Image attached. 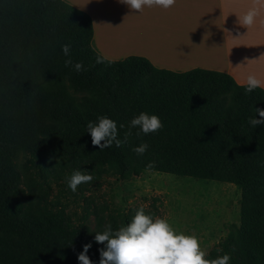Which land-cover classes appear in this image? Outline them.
<instances>
[{"label": "trees", "instance_id": "obj_1", "mask_svg": "<svg viewBox=\"0 0 264 264\" xmlns=\"http://www.w3.org/2000/svg\"><path fill=\"white\" fill-rule=\"evenodd\" d=\"M92 33L90 15L64 0H0V264H79L86 243L99 264L104 245L96 233L127 225L141 208L105 219L86 200L75 219L59 196L49 197L46 176L34 181L30 166L48 176L60 168L127 180L150 170L232 183L240 190L239 225L206 258L230 254V264H264V124L249 123L255 108L264 109V89L246 93L226 72L171 71L138 55L97 64ZM69 58L84 71L66 67ZM140 112L158 115L164 127L147 135L129 129ZM100 116L117 122L121 141L131 131L127 142L93 146L87 123ZM142 143L149 147L138 155L133 149ZM19 153L30 156L25 177ZM143 208L157 217V206Z\"/></svg>", "mask_w": 264, "mask_h": 264}, {"label": "crops", "instance_id": "obj_2", "mask_svg": "<svg viewBox=\"0 0 264 264\" xmlns=\"http://www.w3.org/2000/svg\"><path fill=\"white\" fill-rule=\"evenodd\" d=\"M64 1L90 15L91 46L108 59L138 55L171 71L201 67L238 84L250 74L264 80V0H176L142 12L120 0ZM252 7L259 15L248 28L240 18Z\"/></svg>", "mask_w": 264, "mask_h": 264}, {"label": "rangeland", "instance_id": "obj_3", "mask_svg": "<svg viewBox=\"0 0 264 264\" xmlns=\"http://www.w3.org/2000/svg\"><path fill=\"white\" fill-rule=\"evenodd\" d=\"M29 158L27 153H19L16 157L23 177L26 176L25 166ZM30 167L31 171L37 172L33 174L35 182L44 183L43 177L46 176L51 185L49 197L59 196L66 203L67 212L75 219L82 215L86 200L104 209L105 219L108 212H124L136 206H157V217L167 219L179 232L196 235L206 254L239 225L240 190L229 182L146 170L127 180L100 176L79 185L73 192L67 179L74 171L57 168L48 176L44 172L39 173L36 166ZM87 222L92 229L95 228L91 211Z\"/></svg>", "mask_w": 264, "mask_h": 264}, {"label": "clouds", "instance_id": "obj_4", "mask_svg": "<svg viewBox=\"0 0 264 264\" xmlns=\"http://www.w3.org/2000/svg\"><path fill=\"white\" fill-rule=\"evenodd\" d=\"M130 9L142 12L145 7H161L168 9L176 4V0H120ZM259 15L257 7L250 8L241 19L240 23L248 28L256 23ZM65 56H70L71 46H62ZM106 57L97 56L96 63H104ZM72 65L77 72L84 71L83 62H76L69 58L65 61V66ZM257 88H264V80L255 74H250L246 79L245 92L251 93ZM258 114L259 119L256 117ZM252 127L264 124V109L255 108V115L250 118ZM124 127L123 124L120 125ZM139 128L145 135L158 132L164 127L163 121L156 114L140 112L129 124V129ZM88 132L92 137L93 146H97L101 151L112 146L115 142L117 147L127 142L131 131L125 133L124 141L117 138V122L107 116L98 117L97 122L87 123ZM140 135V132L137 133ZM149 145L142 143L133 150L138 155H143L148 150ZM155 162H150L147 167L152 168ZM94 179L93 175L87 171H75L67 179L68 187L76 192L81 184L90 183ZM34 202V201H33ZM95 242L104 245L99 249V264H230L231 255L224 254L215 259L206 258V253L201 248V243L196 235H187L177 231L165 218L153 217L146 214L143 207L139 208L132 217L130 223L113 230L111 224L105 227L103 232H97ZM91 243L83 245V250L78 254L79 264H95L88 255Z\"/></svg>", "mask_w": 264, "mask_h": 264}]
</instances>
